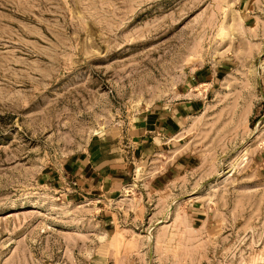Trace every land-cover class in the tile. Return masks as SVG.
Wrapping results in <instances>:
<instances>
[{
	"label": "rangeland",
	"instance_id": "374dc122",
	"mask_svg": "<svg viewBox=\"0 0 264 264\" xmlns=\"http://www.w3.org/2000/svg\"><path fill=\"white\" fill-rule=\"evenodd\" d=\"M0 264H264V0H0Z\"/></svg>",
	"mask_w": 264,
	"mask_h": 264
}]
</instances>
